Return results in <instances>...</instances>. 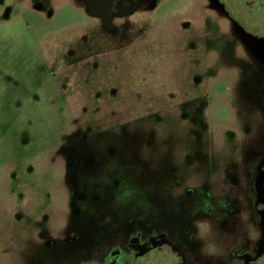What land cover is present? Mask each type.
I'll return each mask as SVG.
<instances>
[{
    "label": "rangeland",
    "instance_id": "1",
    "mask_svg": "<svg viewBox=\"0 0 264 264\" xmlns=\"http://www.w3.org/2000/svg\"><path fill=\"white\" fill-rule=\"evenodd\" d=\"M76 3L0 0V220L10 229L31 201L51 200L60 173L49 149L65 146L72 166L63 178L77 180L88 176L78 166L88 152L102 163L111 147L117 160L133 161L140 131L157 141L164 118L186 113L173 132L193 131L205 162L214 153L213 199L238 205L240 186L227 179L250 176L264 155V64L206 0H135L114 31ZM231 8L264 38V20Z\"/></svg>",
    "mask_w": 264,
    "mask_h": 264
},
{
    "label": "flooded vegetation",
    "instance_id": "2",
    "mask_svg": "<svg viewBox=\"0 0 264 264\" xmlns=\"http://www.w3.org/2000/svg\"><path fill=\"white\" fill-rule=\"evenodd\" d=\"M77 1L82 11L110 31L115 30L114 21L135 7V0L74 3ZM206 2L213 13L228 22L249 53L237 31V27L245 28L231 6L234 4L236 13L254 23L264 20V0H219L218 7L212 0ZM51 15L49 12L48 16ZM262 56L258 60L264 64ZM189 116L176 114L173 121L164 118L157 141L146 139V130L140 131V155L137 158L134 153L128 164L117 160L111 147L106 149L102 163L96 162L94 152H88L78 163L88 178L81 175L77 180H64L72 166L65 146L49 149L51 165L60 173L56 191L47 205L31 201L28 208L16 212L10 229L7 221L0 220V261L264 264V155L257 160L250 176L241 172L240 178L227 179L230 186H240L238 205L232 206L228 198L215 202L216 181L211 178L216 166L214 153L209 149L205 162L206 155L194 132L183 136L175 130L176 136L171 128V123L177 128ZM171 133L175 142L169 136ZM61 140L70 142V133ZM247 189L250 196L244 193ZM22 214H26V220ZM235 217L239 218L235 236L226 239L221 231Z\"/></svg>",
    "mask_w": 264,
    "mask_h": 264
},
{
    "label": "water",
    "instance_id": "3",
    "mask_svg": "<svg viewBox=\"0 0 264 264\" xmlns=\"http://www.w3.org/2000/svg\"><path fill=\"white\" fill-rule=\"evenodd\" d=\"M215 7H218L219 0H212ZM237 31L240 34L243 43L249 50L258 59H261V56H264V38L255 37L247 33L243 28L237 27ZM262 56V57H263Z\"/></svg>",
    "mask_w": 264,
    "mask_h": 264
},
{
    "label": "clouds",
    "instance_id": "4",
    "mask_svg": "<svg viewBox=\"0 0 264 264\" xmlns=\"http://www.w3.org/2000/svg\"><path fill=\"white\" fill-rule=\"evenodd\" d=\"M208 250H209V251H212V249H211V248H209Z\"/></svg>",
    "mask_w": 264,
    "mask_h": 264
}]
</instances>
